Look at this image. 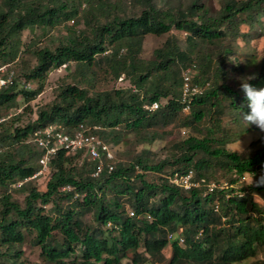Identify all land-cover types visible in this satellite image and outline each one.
I'll list each match as a JSON object with an SVG mask.
<instances>
[{
  "label": "trees",
  "instance_id": "obj_1",
  "mask_svg": "<svg viewBox=\"0 0 264 264\" xmlns=\"http://www.w3.org/2000/svg\"><path fill=\"white\" fill-rule=\"evenodd\" d=\"M263 17L264 0H223L213 13L199 0H0V67L13 72V83L0 88V118L26 104L0 122V264H264V183L232 186L228 198L220 190L204 197L165 176L191 169L196 179L235 185L246 173L259 177L264 171L262 137L241 153L228 149L254 128L239 119L248 102L241 79L230 81L231 74L253 76L248 82L264 87V55L257 63L241 62L232 44L263 36ZM58 27L65 33L52 46L22 39L25 30L41 28L46 35ZM173 29L185 34L183 43ZM146 35H167L150 60L140 57ZM17 62L18 69H11ZM193 63L194 81L210 85L184 113L182 71ZM70 64L73 81L59 85L34 119L16 125L32 111L29 103L44 90L48 74ZM121 75L128 86L96 88L98 80ZM22 80L35 87L26 89ZM153 102L157 109L144 108ZM81 124L98 126L92 132L110 146L129 133L139 144L165 140L175 128L181 137L167 141L163 157L149 149L118 161L115 156L114 169L98 177L91 176L95 163L83 150L60 149L45 174L14 186L40 167L37 131L59 125L72 132ZM145 174L158 179L148 181ZM40 178L43 189L34 184ZM13 193L23 195L22 201ZM89 213L91 222L84 220ZM27 238L40 247L43 263L24 257Z\"/></svg>",
  "mask_w": 264,
  "mask_h": 264
},
{
  "label": "rangeland",
  "instance_id": "obj_2",
  "mask_svg": "<svg viewBox=\"0 0 264 264\" xmlns=\"http://www.w3.org/2000/svg\"><path fill=\"white\" fill-rule=\"evenodd\" d=\"M116 0H111V2H114ZM173 3L178 4V2H181L185 4L189 0H172ZM200 3H203L205 6L211 9V12H215L219 9L220 3L223 0H199ZM262 21L264 23V17L262 18ZM72 22L70 21L69 24ZM248 26L247 25H242L241 26V31L246 32L248 31ZM65 33L64 28L58 27L53 30H50L46 35H43L42 29L41 28H36L34 31H28L25 30L22 33V39L25 43H30V42H36L34 44H37L39 46H44V45H49L52 46L55 43V40L57 39L58 36L62 35ZM171 34L176 36L178 41L180 43H183L185 34L182 31H178L173 29L171 31ZM167 35H162V36H151V35H146L143 41L142 49H141V54L140 57L145 60H150L153 58V50L157 47H160L163 43V41L166 39ZM232 50L235 55L239 57L241 62H248V60H255V63H257L260 58L264 55V35L261 37H257L249 42H245L242 39H237L233 44H232ZM21 56L29 63L28 65H31L34 63V58L32 57L31 53L29 52H24L21 53ZM253 65L254 63H250L249 65V70L253 71ZM15 68L16 70L18 69V62L15 64H12L10 67L11 69ZM74 71V64H70V66L67 67H61L56 70H52L47 77L46 83L44 90L34 99L32 100L29 105L31 107V112L25 113L23 118L19 120L16 125H24L26 122L29 120H32L35 118V110L37 108H40L42 106H45L47 103H50L56 93L59 85L62 83H69L72 82L71 78V73ZM247 74H245L243 77H246ZM241 78L238 74H231L230 76V81L236 80L238 81ZM23 86H26V89H33L35 87V83L32 81L25 83L24 80L21 81V84ZM96 88L100 90L104 89H110V88H117V87H125L129 85V82L126 81V79H123V81H118V80H98L96 82ZM26 104H21V107L9 111L8 113L4 114L1 116V118H4L5 120L8 119L9 117L20 113L24 110ZM242 126L245 128H251L252 126L254 128L251 129L250 132L243 134L241 137L238 138L235 142H232L231 144H228V149L234 153H241L245 150H248L249 145L252 141L261 138L264 139V132H261L257 127L254 125L252 126H245L242 123ZM181 133V132H180ZM182 135V134H181ZM172 137H178L179 136V131L177 128H175L174 133L171 136H168L165 138V140H156L151 144L147 143H138L135 141V135L134 133H129L123 137V140L119 142L118 144H111V147L113 149V152L115 156L117 157V161L121 159H125L128 157V155L133 152V153H139L142 149H149L151 152H153L157 157H163L164 152H165V147L167 144V141H169ZM240 141V144H239ZM30 146H32L31 143H29ZM130 152V153H129ZM144 178L148 181H157V177L153 174H145ZM43 178L37 179L34 184L40 188L43 189ZM225 180V179H221ZM240 183H252V177L250 174L246 173L243 176H240L238 178V183L233 185L235 189H237L238 184ZM110 194V193H109ZM107 193V195H109ZM13 196L15 199L18 201H22L23 195L13 193ZM254 200L259 203L260 205L263 204V197L261 195H255ZM130 210V208L128 209ZM84 220L87 222L92 221V213L87 214L84 217ZM23 250H24V257L29 263H43L42 257L40 255V247L32 245L30 242H28V238L26 239V244L23 245ZM131 253V252H130ZM129 253V255H130ZM164 255L166 258H169L170 256V249L166 248L164 250ZM263 255L259 253L258 257L261 258ZM251 260H245L241 263H235V264H249ZM126 262V261H125ZM165 264V263H164Z\"/></svg>",
  "mask_w": 264,
  "mask_h": 264
},
{
  "label": "built area",
  "instance_id": "obj_3",
  "mask_svg": "<svg viewBox=\"0 0 264 264\" xmlns=\"http://www.w3.org/2000/svg\"><path fill=\"white\" fill-rule=\"evenodd\" d=\"M73 22V20H71ZM197 72L196 65L193 63L187 66L182 71V86L180 91V101L182 104V111L188 113L193 100L205 92L209 87V82L199 83L194 81L195 74ZM5 73H7L6 76ZM123 77V76H122ZM119 78V80L122 79ZM13 83V72L12 70L7 72L6 66L0 67V88L7 87ZM159 107L158 102H153L150 105H144L145 109L155 110ZM4 118H0V122ZM96 125L84 126L79 125L72 132H66L59 125L48 126L43 130H39L34 134L33 141L40 150V156L38 158L39 169L30 177L19 181L14 184L15 187H20L23 182L28 179H35L40 175L47 172L48 163L56 155L60 149L66 150L70 153L83 150L84 155L88 161L95 163V168L91 172L92 177H98L103 170L110 173L114 169V163L117 162L112 147L105 143L98 135L92 132L93 129H98ZM135 169L138 173H143L137 165ZM170 183L175 186L181 187L184 190H192L194 188L201 190L202 196H207L216 190L224 191L225 196L228 198L230 193L228 192L232 188V184L228 181H216V180H205L203 178L196 179L194 177L193 170L189 169L186 172H174L172 174L165 175ZM64 190H69L70 186L63 187ZM238 196H241V192L235 191ZM78 194L74 195V198ZM219 203H215L214 209L217 210ZM129 215H134V211L130 210ZM107 225H110L108 223ZM173 235L170 234L169 238ZM183 239L180 238V242Z\"/></svg>",
  "mask_w": 264,
  "mask_h": 264
},
{
  "label": "clouds",
  "instance_id": "obj_4",
  "mask_svg": "<svg viewBox=\"0 0 264 264\" xmlns=\"http://www.w3.org/2000/svg\"><path fill=\"white\" fill-rule=\"evenodd\" d=\"M122 76L123 75H121L120 77ZM254 78L255 77L253 76L240 78L241 79L240 90L243 92L248 102L247 107L249 110L247 112H242L240 114L239 119L246 127L254 125L261 132H264V87L257 88L248 82L249 80L254 79ZM119 81H122V80H119ZM239 144H240V141H239ZM250 176L252 177V184L255 183L257 186H260L262 183H264V171H262L259 177H257L256 173L254 172H251ZM243 195L244 194L241 193V198H243ZM173 238L175 237H172L170 239H173ZM178 242L182 243L183 241L180 242V238H178Z\"/></svg>",
  "mask_w": 264,
  "mask_h": 264
}]
</instances>
